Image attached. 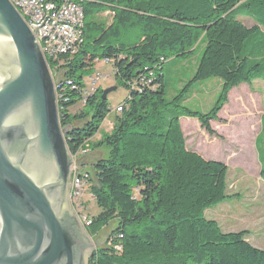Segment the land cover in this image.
<instances>
[{
	"label": "trees",
	"instance_id": "obj_1",
	"mask_svg": "<svg viewBox=\"0 0 264 264\" xmlns=\"http://www.w3.org/2000/svg\"><path fill=\"white\" fill-rule=\"evenodd\" d=\"M75 1L84 13L83 43L57 66L46 59L55 79L63 82L58 94L67 100L58 97L59 120L68 127L72 156L91 151V139L109 112L100 88L83 95L86 70L109 58L116 84L129 91L110 131L93 143L106 147V156L76 164L88 171L87 190L100 209L87 216V232L98 236L116 221L96 244L89 264H264V249L247 240V230L224 231L205 216L207 208L230 197L228 167L187 149L179 120L197 118L214 135L210 121L229 91L264 80V0ZM239 16L256 24L248 27ZM200 44L188 84L209 78L220 82L207 112L182 106V91L167 101L161 72L168 59H186ZM77 101L81 109L70 112ZM173 108L177 113L169 115Z\"/></svg>",
	"mask_w": 264,
	"mask_h": 264
},
{
	"label": "water",
	"instance_id": "obj_2",
	"mask_svg": "<svg viewBox=\"0 0 264 264\" xmlns=\"http://www.w3.org/2000/svg\"><path fill=\"white\" fill-rule=\"evenodd\" d=\"M67 128L34 33L0 0V264H89L96 243L71 203Z\"/></svg>",
	"mask_w": 264,
	"mask_h": 264
},
{
	"label": "rangeland",
	"instance_id": "obj_3",
	"mask_svg": "<svg viewBox=\"0 0 264 264\" xmlns=\"http://www.w3.org/2000/svg\"><path fill=\"white\" fill-rule=\"evenodd\" d=\"M242 21L249 23L247 18ZM202 47V44L198 45L194 54L186 59H168L161 72L164 75L167 101H172L182 91V106L193 111L207 112L219 95L218 80L209 78L188 84L194 74ZM53 77L55 79L54 75ZM96 77L99 79L96 80L95 86L101 90L117 85L112 66L103 59L94 61L86 70L82 77L83 87L88 88ZM128 94V89L123 85L107 94L109 112L98 133L91 139V151L83 157L82 152L77 158L74 156V164L81 159L91 162L106 156L107 148H94L93 143L98 142L103 134L110 131L109 123H113L117 115L115 108L126 100ZM82 105V102L77 101L70 107V112H78ZM176 113L175 108L168 112L169 115ZM179 120L187 149L202 154L206 159L223 161L228 167L227 193L231 198L207 208L205 216L216 220L224 231H238L239 225L248 227L253 232L250 238L254 246L264 249V181L259 175L260 167L257 162V145L260 144L259 139L264 133V81L256 79L250 84H241L229 91L228 100L218 112L217 118L210 121L214 135H210L197 118L181 116ZM81 202L80 208L74 203L73 206L78 210L79 219L85 226L82 215L93 216L100 209L87 188ZM115 227L116 221H111L98 236H90L98 244L104 240L107 232Z\"/></svg>",
	"mask_w": 264,
	"mask_h": 264
},
{
	"label": "built area",
	"instance_id": "obj_4",
	"mask_svg": "<svg viewBox=\"0 0 264 264\" xmlns=\"http://www.w3.org/2000/svg\"><path fill=\"white\" fill-rule=\"evenodd\" d=\"M25 19L31 31L34 33L45 59L58 65V59L62 57H71L74 55L83 43V23L84 13L82 6L75 0H10ZM104 62L111 65L109 58H104ZM51 70V69H50ZM52 71V70H51ZM56 75L55 71H52ZM151 74V73H150ZM83 90V95L87 96L96 90V80ZM143 80L149 78L142 77ZM72 89L77 88L72 81H66ZM56 99L58 97L67 100L58 89L63 86L62 80L55 79ZM135 87V83L131 84ZM124 102L115 108V112L122 111ZM112 122L109 123L111 128ZM87 151V150H86ZM82 151L83 153L86 152ZM89 173L86 170H80L76 164L72 167L70 186L71 198L78 208L81 207L82 195L88 186ZM85 224L90 222L87 216L82 215Z\"/></svg>",
	"mask_w": 264,
	"mask_h": 264
},
{
	"label": "crops",
	"instance_id": "obj_5",
	"mask_svg": "<svg viewBox=\"0 0 264 264\" xmlns=\"http://www.w3.org/2000/svg\"><path fill=\"white\" fill-rule=\"evenodd\" d=\"M243 18H247L249 20V23L246 24L244 21H242ZM238 19L241 20L248 27L256 24L255 21L252 18H250V17L239 16ZM258 80H261V79H258ZM217 82H218V87H219L220 86V82L219 81H217ZM242 84H246V83H242ZM239 85H241V84H239ZM109 129H111V128H109ZM259 142H260V144L257 145V162H258L259 167H260L259 175H260L261 179H263V181H264V175H262V171L264 169V133H262L261 138L259 139ZM201 156L204 157L202 154H201ZM212 160H215V159H212ZM218 161H220V160H218ZM221 162H223V161H221ZM230 198L231 197L227 198L225 201L230 200ZM241 230H247L248 231V234L246 235V238H247V240H249V242H251L254 245L253 240H251V238H250L251 233H253V232H251V229H249L248 227H244V226L240 227V225H239V230L238 231H241ZM254 238H256V237H254Z\"/></svg>",
	"mask_w": 264,
	"mask_h": 264
},
{
	"label": "flooded vegetation",
	"instance_id": "obj_6",
	"mask_svg": "<svg viewBox=\"0 0 264 264\" xmlns=\"http://www.w3.org/2000/svg\"><path fill=\"white\" fill-rule=\"evenodd\" d=\"M71 203H72V200H71ZM73 205V204H72ZM74 207V206H73ZM74 209V208H73ZM74 211H75V213H78V210L76 211L75 209H74ZM90 258V257H89Z\"/></svg>",
	"mask_w": 264,
	"mask_h": 264
}]
</instances>
